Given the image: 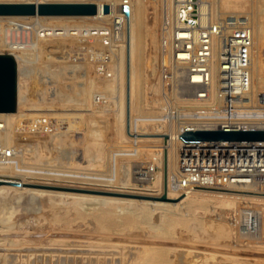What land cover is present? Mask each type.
<instances>
[{
    "label": "rangeland",
    "instance_id": "1",
    "mask_svg": "<svg viewBox=\"0 0 264 264\" xmlns=\"http://www.w3.org/2000/svg\"><path fill=\"white\" fill-rule=\"evenodd\" d=\"M1 1L93 6L95 12L0 16V55L17 66L15 111L0 112V175L18 180L0 187V264H102L109 254L105 264L117 256L122 260L114 264L130 258L141 264L150 249V264H264V183L227 185L226 151L203 142L228 139H182L192 128L226 131L234 127L227 123L264 122V0H203L190 21L202 22L198 29L213 36L203 49L210 55L201 52L207 69L198 68L204 65H196L195 53L184 52L195 44L177 37L175 0ZM244 30L261 54L258 61L253 53L247 58L248 93L232 95L221 67L225 58L237 64L236 47L225 42ZM203 80L210 82L208 93L193 86ZM42 183L165 195L176 199L170 208L179 215L164 219L150 201L30 188Z\"/></svg>",
    "mask_w": 264,
    "mask_h": 264
},
{
    "label": "built area",
    "instance_id": "2",
    "mask_svg": "<svg viewBox=\"0 0 264 264\" xmlns=\"http://www.w3.org/2000/svg\"><path fill=\"white\" fill-rule=\"evenodd\" d=\"M203 0H175L174 9H175V18L177 19L179 27L177 30V37L184 43L190 42L195 44L192 48L187 44V47L184 49V52L195 53L196 65L202 63L204 66L198 67L200 69H207L205 64L206 56H201V52L207 53L210 55V51L203 50L204 48L211 45L212 35L203 32L200 24L197 19L193 23L190 21L191 15L194 16V12L198 11L201 7ZM196 7V9H195ZM197 16V15H196ZM199 19V18H198ZM193 24V25H192ZM184 31L185 37H180L178 31ZM204 31H207L204 29ZM208 38V39H207ZM195 40L196 43L193 41ZM251 36L249 32L239 31L235 37H231L226 40L225 44L228 43L236 47V54L231 55L232 57H237V64H226V58L223 61L221 72L226 75V80L228 82V93L234 95L240 91L244 94H247V89L249 88L250 77L248 69L249 57L248 49L250 47ZM195 47V48H194ZM181 50V49H180ZM201 56V59H200ZM200 59V60H199ZM231 59H229L230 61ZM234 71V73H232ZM204 76L206 77L207 74ZM203 76V77H204ZM235 77V78H234ZM204 79V78H203ZM223 81L221 84L223 85ZM194 84V85H193ZM193 86H201L203 91L205 86L210 85L208 80H203L200 83H193ZM201 89V90H202ZM201 97H208L205 95H200ZM242 98V97H240ZM231 110H233L231 108ZM236 110V108H235ZM234 110V111H235ZM237 111V110H236ZM225 126H234V127H224L225 129L230 128V131L238 129L240 132L244 133H255L260 134L261 138H252V139H228L223 141V143H218L217 141L213 142H203L205 147L207 144H214L216 148L224 149L227 154V166H230V171L226 174V180H224L228 186H237V185H250L256 183H264V122L261 121H245V122H234L227 123ZM238 126V127H235ZM227 131V130H226ZM256 136V135H254ZM220 142V141H219ZM198 144V143H197ZM202 146V145H201Z\"/></svg>",
    "mask_w": 264,
    "mask_h": 264
},
{
    "label": "bare ground",
    "instance_id": "3",
    "mask_svg": "<svg viewBox=\"0 0 264 264\" xmlns=\"http://www.w3.org/2000/svg\"><path fill=\"white\" fill-rule=\"evenodd\" d=\"M12 2H14V1H12ZM12 2H10V1H1L0 0V3H12ZM26 2V1H25ZM16 3V2H15ZM53 4H54V2H52ZM139 2H138V0H136V5L138 4ZM55 5V4H54ZM56 5H58V4H56ZM61 5H64V4H61ZM137 7V6H136ZM123 9H125V11H127V9L125 8V7H122ZM138 8V7H137ZM135 9V8H134ZM136 11H134L133 12V14L135 13ZM137 12H138V10H137ZM135 16H137V15H135ZM51 17V16H50ZM6 18H12V17H6ZM67 18H72L71 16H67ZM141 20V19H140ZM245 20H246V18H245ZM144 21V20H143ZM246 21H248V20H246ZM1 22V21H0ZM22 22V21H21ZM137 22H139V21H137ZM15 23V22H14ZM258 25H261L262 26V21L260 20V21H258L257 20V22H256ZM6 24V23H5ZM7 26H8V24H7ZM13 26V25H12ZM15 27V26H14ZM19 28V27H18ZM250 28L251 29H253L251 26H250ZM255 29H259L258 27H255ZM13 30V29H12ZM14 31H16V30H14ZM251 31H254V30H251ZM34 32H32V34H33ZM254 33H256V32H254ZM254 35V34H253ZM154 36V35H153ZM152 36V37H153ZM255 36V35H254ZM263 41H264V39H263ZM46 44H48V43H46ZM45 45V44H44ZM52 46V45H51ZM21 47V46H20ZM42 47H44V46H42ZM257 47V46H256ZM39 48H40V46H39ZM258 49V48H257ZM39 50V49H38ZM44 50V49H43ZM259 50V49H258ZM14 51H16V50H14ZM39 52V51H38ZM37 52V53H38ZM255 52V53H254ZM252 53H253V55L256 57V61H258V58H259V56H260V52L259 53H257L256 51H255V48L253 47V45L252 46H250V52H249V54H250V56H251V59L253 60V55H252ZM7 54H8V52H7ZM9 54H11V55H14L15 57H17L16 56V54H14V53H12V52H10ZM42 54H43V51H42ZM18 55V54H17ZM20 58V57H19ZM50 60H52V59H50ZM251 60V61H252ZM255 61V60H254ZM253 61V62H254ZM252 62V63H253ZM254 65V64H253ZM256 65H258V64H256ZM263 65H264V63H263ZM66 66V65H65ZM255 79H256V76H254V75H252ZM62 79V78H61ZM255 79H253V81L254 82H256V80ZM71 81V80H70ZM74 83V82H73ZM67 85V84H66ZM65 85V86H66ZM81 86H82V84H81ZM74 87H75V85H74ZM153 89V88H152ZM77 89H75V91H76ZM78 91V90H77ZM76 91V92H77ZM70 92V91H69ZM83 92V91H82ZM67 93V92H66ZM78 93V92H77ZM73 94H74V92H73ZM75 96V95H74ZM79 96H80V94H79ZM154 97V96H153ZM244 133V132H243ZM243 133L242 132H236V131H229V130H227V131H221V130H218V131H216V130H214V129H212V130H209V129H207V128H203V129H196V128H192V129H190V130H188V131H186L185 133H183V135H182V139L183 140H188V141H198V140H204V139H221V138H223L224 136H225V138L227 137V136H229V137H232V136H238L239 134H241V135H243ZM18 182V180L17 179H15V178H13V177H9V176H2V175H0V187L1 186H13V185H15L16 183ZM30 185V184H29ZM32 185V184H31ZM30 185V188L31 187H34V188H38V189H41L42 191L44 190V191H51V192H57V193H73V194H76V193H82V194H88V195H93V196H100V197H105V198H108V199H110V200H113V199H124L125 201H134V200H138V201H140V203L141 204H143V205H149L150 204V202H152V204L156 207V209H158V210H160V216L162 217L163 216V218L165 219H167V220H170L171 218H170V216L173 214V215H179V213L178 212H175V211H171V208L173 207V205H171V204H175L176 203V199H172V198H169V199H167V200H165L166 199V197H164L165 195H164V193L162 194V195H164V196H161V195H159V196H155V197H153V198H151V197H147V196H144V195H142V194H136V193H129L128 191L129 190H126L127 191V193H122V192H108V191H99V190H89V191H83V190H79V189H77V188H66V187H59V186H57V185H53V184H49V183H47V184H40V185H33V186H31ZM28 187V186H27ZM40 190V191H41ZM121 191V190H120ZM124 191V190H123ZM47 192V193H48ZM133 192V191H132ZM148 201H150V202H148ZM162 203H164V204H162ZM144 207V206H143ZM146 207V206H145ZM171 207V208H170ZM175 207V206H174ZM55 208V207H54ZM58 209H60L61 210V208H59L58 207ZM141 210V209H140ZM139 210V211H140ZM143 210H144V208H143ZM63 212V211H62ZM135 212V211H134ZM158 212V211H157ZM50 213V212H49ZM53 213H54V211H53ZM52 213V214H53ZM103 213V212H102ZM145 214V213H144ZM159 214H158V216H159ZM54 215V214H53ZM52 215V216H53ZM71 215V214H70ZM98 215V214H97ZM102 215V214H101ZM135 215H137V213L135 212ZM139 215V214H138ZM137 215V216H138ZM184 215V214H183ZM186 215V214H185ZM72 216H75V215H72ZM98 216H100V215H98ZM103 216V215H102ZM136 216V217H137ZM159 216V217H160ZM77 217V216H76ZM69 218H71L70 216H69ZM91 219H92V217H91ZM91 219L89 220V222H87V223H89V225H92L93 226V223H92V221H91ZM161 219V218H160ZM87 220V221H88ZM131 220V219H130ZM2 222V221H1ZM70 222V221H69ZM75 222V221H74ZM90 222L92 223V224H90ZM125 222V221H124ZM161 222V221H160ZM55 223H59V220H56L55 221ZM52 224V223H51ZM157 224H159V223H157ZM54 225V224H53ZM52 225V226H53ZM74 225V224H73ZM84 225V224H83ZM140 225H142V224H140ZM146 225V224H145ZM144 225V226H145ZM161 225H163V224H161ZM1 226V225H0ZM62 226V225H61ZM66 226H68V225H66ZM87 226V225H86ZM97 227L98 225H97V223L95 224L94 223V226L93 227ZM143 225H142V227H144ZM154 226V224L152 225V227ZM53 227H57V226H53ZM69 228H70V226H68ZM129 227V230L131 229L130 228V226H128ZM147 227V226H146ZM62 228V227H61ZM68 228V229H69ZM88 228H89V226H88ZM100 228V227H99ZM99 228H97V229H99ZM158 227H156V229H157ZM66 230H68L67 228H65ZM71 229V228H70ZM72 229H75V230H77L75 227L74 228H72ZM71 229V230H72ZM80 229V228H79ZM91 229H92V227H91ZM151 229V228H150ZM169 229V228H168ZM177 229V228H176ZM179 229V228H178ZM54 230V229H53ZM58 230V229H57ZM60 230V229H59ZM88 230V229H87ZM94 230V229H93ZM93 230H90L91 232L93 231ZM101 231H102V229H100ZM99 230V231H100ZM84 231V230H83ZM100 231V232H101ZM104 231V230H103ZM147 231H150V230H147ZM153 231V230H152ZM152 231H150V232H152ZM156 230H154V232H155ZM175 231V230H174ZM125 232H127V231H125ZM129 232V231H128ZM149 232V233H150ZM153 232V233H154ZM159 232V231H158ZM157 232V233H158ZM96 233H98V232H96ZM106 233V232H105ZM153 233H150L149 235L147 234H145L144 235V237L145 236H151V234H153ZM99 234V233H98ZM130 234H131V232H130ZM156 234V233H155ZM154 234V235H155ZM1 235V237L4 235V233H1L0 234ZM127 235V234H126ZM129 235V234H128ZM102 236V235H101ZM101 236H99V237H101ZM132 236H135L136 237V235H132ZM142 236V238H144L143 237V235H141ZM141 236H139L140 238H141ZM176 236V235H175ZM68 238V237H67ZM136 238H138V235H137V237ZM75 239V238H74ZM88 239V238H87ZM132 239V238H131ZM176 239V238H175ZM48 240V239H47ZM56 240V239H55ZM71 240V239H70ZM85 240V239H84ZM83 240V242L82 243H86L87 242V240H86V242ZM89 240V239H88ZM94 241H95V239H93ZM92 240V241H93ZM125 241H126V237H125V239H124ZM144 240H146V238H144ZM143 240V241H144ZM58 240H56L55 242H57ZM77 241V240H76ZM102 241V240H101ZM130 241V240H129ZM142 241V242H143ZM153 241V240H152ZM155 241V240H154ZM90 242V241H89ZM88 242V243H89ZM96 243L97 242H99V243H101L100 241H98V240H96L95 241ZM116 242H119V241H116ZM122 242V241H121ZM126 242H128V241H126ZM125 242V245L127 244ZM131 242V241H130ZM146 242V241H145ZM96 243H93V244H96ZM103 243V242H102ZM114 244H112V241H111V244L112 245H115V241L113 242ZM120 243V242H119ZM133 243V242H132ZM178 243V242H177ZM55 244H57V243H55ZM79 244V243H78ZM91 244H92V242H91ZM104 244V243H103ZM110 244V245H111ZM120 244H123V243H120ZM130 244V243H129ZM136 244H138V242L136 243ZM135 244V245H136ZM140 244V243H139ZM60 245V244H59ZM62 245H65V244H62ZM80 245V244H79ZM83 245V244H82ZM82 245L81 246H79L78 248L80 249V247H82ZM90 245V244H89ZM109 245V244H108ZM116 245H118V244H116ZM131 245V244H130ZM130 245H126L127 247V249H128V247L130 246ZM134 245V246H135ZM141 245V244H140ZM145 246L147 245L148 247H150V244L148 245V244H144ZM144 245L142 246L143 248H144ZM42 246V245H41ZM87 246L88 245H86V248H87ZM91 246V245H90ZM93 246V245H92ZM91 246V248H93ZM96 246V245H95ZM152 246V245H151ZM50 247V246H49ZM52 247V246H51ZM54 248H56L57 249V247H55V245L53 246ZM58 247H60V246H58ZM66 247H67V245H66ZM72 247V246H71ZM75 247H77V246H75ZM89 247V246H88ZM100 247H102V245L100 246ZM106 247H107V245H106ZM115 247H117V246H115ZM119 247H121V248H123V245L122 246H120L119 245ZM130 247H133L132 245L130 246ZM129 247V249L131 250V251H136V248H138V246L134 249V248H130ZM73 248H74V246H73ZM83 248V247H82ZM91 248H90V251H91ZM95 248V247H94ZM97 248H99V246L97 247ZM165 248V247H164ZM62 249V248H61ZM84 249V248H83ZM104 249H106L105 248V246H104ZM108 250H109V248H107ZM115 249H117V248H114V250ZM127 249H124V251L126 252V253H123V252H121V253H123V254H127ZM132 249H134V250H132ZM141 249V248H140ZM148 249V248H147ZM175 249V248H174ZM48 250V249H47ZM53 250H55V249H53ZM64 250V249H63ZM66 250V249H65ZM75 250V249H74ZM87 250V249H86ZM85 250V251H86ZM98 250H100V249H98ZM101 250H102V252H103V248H101ZM112 250H113V248H112ZM118 250V249H117ZM117 250H115V251H117ZM119 250L120 251H122L120 248H119ZM118 250V251H119ZM138 250V249H137ZM143 250V249H142ZM141 250V251H142ZM145 250H146V247H145ZM144 250V251H145ZM151 250V249H150ZM149 250V251H150ZM67 251V250H66ZM88 252H89V250H87ZM87 251H86V253H87ZM94 251V250H93ZM148 251V253L151 255L152 253L151 252H149ZM153 251V250H152ZM51 252V251H50ZM95 252V251H94ZM101 252V251H100ZM99 252V254L98 253H96V254H98L99 256H100V254L102 253H100ZM105 252H107V253H109L107 250L105 251ZM110 252H112V251H110ZM172 252V251H171ZM84 253V252H83ZM90 253H92V252H90ZM106 253V254H107ZM114 253V252H113ZM113 253H111V254H113ZM120 253V252H119ZM119 253H117V254H119ZM138 254H140L139 253V251L137 252ZM148 253H146L145 255H144V257L148 254ZM172 253H174V251L172 252ZM69 254V253H68ZM89 254V253H88ZM93 254V253H92ZM103 254H104V252H103ZM102 254V256H104V255H106V254H104L103 255ZM115 254V253H114ZM123 254H120V255H122V256H124ZM130 254V253H129ZM128 254V255H129ZM141 254H143V253H141ZM77 255V254H76ZM94 255V254H93ZM110 255V254H109ZM109 255H106V256H109ZM116 255V254H115ZM128 255H126V256H128ZM132 255V257H134L133 255H134V252H133V254H131ZM130 255V256H131ZM150 255H148V256H146L144 259H142L141 258V260H143L142 262L143 263H141V264H148V262H149V260H150V258H152V257H150ZM154 255V254H153ZM171 255V254H170ZM92 256V255H91ZM106 256H104V257H106ZM112 256H114V255H111V257ZM126 256H124V258L126 257ZM129 256V257H130ZM165 256V255H164ZM85 257V256H84ZM89 257V256H88ZM104 257H102L104 260H106V258H104ZM117 257H119V258H117V259H119L118 261H121L122 260V258H121V256H117ZM128 257V258H129ZM136 257V258H135ZM135 259L133 260V262L135 261V260H137V258H138V256L137 255H135ZM86 258H87V255H86ZM85 258V259H86ZM91 258H93V257H91ZM95 258H97V257H95ZM114 258H116V257H114ZM173 258V257H172ZM82 259V258H81ZM84 259V258H83ZM89 259H90V257H89ZM98 259L99 260H97V262L98 261H100V257H98ZM112 259V258H111ZM131 260H132V258H130ZM92 260H94V259H92ZM102 260V259H101ZM103 260V261H104ZM128 260V259H127ZM131 260L130 261H128V262H130L131 263ZM140 260V261H141ZM152 260V259H151ZM102 261V264H105V263H107L106 261H104L103 262ZM116 260H114V262H112L113 264L114 263H116V262H118V261H116ZM96 262V263H97ZM127 262V263H128ZM137 262V261H136ZM135 262V263H136ZM93 263L95 264V262L93 261ZM100 263V262H99ZM99 263H97V264H99ZM110 263V262H109ZM122 263V262H121ZM126 263V262H125ZM126 263V264H127ZM135 263H131V264H135ZM173 263V262H172ZM118 264V263H117ZM120 264V263H119ZM137 264H138V262H137ZM149 264H150V262H149ZM153 264V263H152Z\"/></svg>",
    "mask_w": 264,
    "mask_h": 264
},
{
    "label": "water",
    "instance_id": "4",
    "mask_svg": "<svg viewBox=\"0 0 264 264\" xmlns=\"http://www.w3.org/2000/svg\"><path fill=\"white\" fill-rule=\"evenodd\" d=\"M92 6H63L41 4L38 6L18 3H0V16H23L38 13L40 15H86L93 14ZM17 66L13 57L0 55V112H13L16 108ZM256 135V136H254ZM261 138L260 134L243 133L238 136H225L222 139ZM218 140V139H216Z\"/></svg>",
    "mask_w": 264,
    "mask_h": 264
}]
</instances>
